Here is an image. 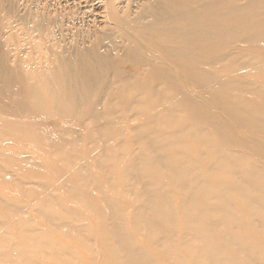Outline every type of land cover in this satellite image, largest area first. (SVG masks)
Masks as SVG:
<instances>
[{"label":"bare ground","instance_id":"1","mask_svg":"<svg viewBox=\"0 0 264 264\" xmlns=\"http://www.w3.org/2000/svg\"><path fill=\"white\" fill-rule=\"evenodd\" d=\"M92 1L102 7L100 14L89 0H65V3L61 0H0L4 11L0 16V37L5 38L3 42L0 40V83L7 86L15 81L20 83L17 76L16 79L13 76L22 74L19 68L22 64H55L62 67H58V71L50 70L52 77L46 80L44 94L40 95L35 89L30 98L40 111L45 110L47 99L57 110H64L66 107L60 104L70 106V102L78 111L82 97H91L96 105L104 101L114 106L115 101L126 100L135 104L136 114L150 115V122L144 127L140 124L130 129L132 132L145 129L133 138L144 146L143 151L140 149L130 156L123 167L114 163L118 154L112 153L110 148L92 150L96 151L94 158L103 164L100 168L109 175L112 187H116L114 175L118 172L125 192H131L129 196L135 195L137 202L141 201L131 214L135 228L146 230L152 245L162 244L165 246L163 254L181 263L240 264L239 254H249L256 246L244 228L243 214L248 215L252 224L264 225V166H256L241 153L223 152L212 143L210 133L204 128L175 130L174 126L178 125L177 112L181 111L182 102L189 118L201 120L224 139H228L231 122L244 126L251 133L250 141L255 147L252 146V150L264 156V139L258 136L264 137V119L244 103L227 97L231 91L249 95L264 109V81L231 80L203 67L221 66L264 79V0H194L196 4L188 3L190 0ZM20 2H24L23 8ZM106 44L109 49L100 52L101 46ZM9 45L11 54L3 56L2 46ZM120 66L146 68L143 82L138 81L132 68ZM104 69L113 71L102 79ZM28 78L33 82L42 81V76L33 73ZM155 82L166 87H157ZM19 83L11 85L12 92L15 98L25 99L22 87H15ZM180 83L209 87L216 92L209 91L199 98ZM148 100L170 102L167 110L173 123L165 120L164 113L152 115L147 109H141ZM92 109L96 117L114 121L112 108L102 111L95 106ZM220 113H224L225 119L218 118ZM149 125L151 127L147 128ZM162 127H169L168 133ZM121 130L129 131L122 127ZM184 131H189L191 141L184 139ZM122 132L118 130L117 134L121 136ZM98 135L101 139L102 133ZM124 143H117L121 151ZM64 145L62 141L56 144L64 153L61 161L79 154L74 148L62 149ZM159 151L164 154L158 155ZM0 155L4 157L5 153ZM237 167L244 168V174L257 183L240 178L234 169ZM0 170L5 172L3 175H12L13 183L19 184L26 196L36 191L42 195L40 199L31 198L36 202L38 215L49 222L57 220L56 227L60 222L65 223L62 218L58 219L53 203L46 199L52 195L47 186L35 180L30 182L33 188H25L10 171ZM78 175L88 181L93 178L91 169L86 166ZM165 177L176 182L177 187L165 181ZM231 180L233 183H227ZM138 184H141L140 193L136 191ZM18 201L0 196V213L9 214L10 219L15 215L21 223L22 238H29L34 249L48 248L46 252L53 254L52 244L43 238V230L28 228L27 217L19 218L25 210V205H21L25 201ZM100 203L105 212L101 245L105 264H160L125 227L123 208L107 195ZM147 211L151 216L146 215ZM174 239L181 250L173 244ZM84 244L94 251L89 243ZM12 247L13 251L7 252L0 243V264H39L26 252L16 250V243ZM58 250L63 249L58 245ZM183 254L189 257L186 259Z\"/></svg>","mask_w":264,"mask_h":264},{"label":"rangeland","instance_id":"2","mask_svg":"<svg viewBox=\"0 0 264 264\" xmlns=\"http://www.w3.org/2000/svg\"><path fill=\"white\" fill-rule=\"evenodd\" d=\"M61 1L65 3V0ZM187 2L196 4L194 0ZM23 3L20 2V8H23ZM89 4H92L99 14L103 10L101 6L94 4L92 0H89ZM3 14L4 11L0 5V16ZM0 40L3 42L5 38L1 36ZM14 41H17L16 37ZM92 42L89 43V45H91ZM32 49L35 51L33 46ZM107 49H109L107 44L101 46L100 52L107 51ZM2 53L3 56L7 55L8 57L9 54H11L10 45L8 47L2 46ZM27 58H29V55ZM6 60H8V58H6ZM8 67L10 69L15 68V66ZM58 67L62 66H57L55 64L50 66H25L22 64V66H19L22 74H13L15 79L17 76L20 83L18 81L11 82L10 86L0 83V153H5L4 157L0 155V168L10 171L15 175V179L20 180L26 185L25 188H33L34 186L31 185L30 182L35 180L47 186L52 195L49 198L44 197L43 200L45 201L47 199L49 202L53 203L56 216H58L59 220L60 218L65 220V223L59 221L60 225L56 227L54 222H57V220L49 222L41 215H38L35 205L36 202H34V200L40 199L42 195L36 191L34 194L29 193L30 197L26 196L23 193L24 190L22 187L15 182L13 183V176L3 175L5 172L0 170V196H3L5 199L15 198L19 200L18 203L25 201V204H21L22 206L25 205L23 207L25 210L21 213L19 218H23L24 216L27 217L25 225L28 228L31 227L32 229L41 230L40 232L43 230V238L52 244L50 249L53 254L47 253L48 248L45 250L34 249L29 238H22L21 223L19 224L17 222V218L14 217L15 215H12L10 219L8 216L9 214L0 213V243L2 244V248L7 252H12V244L16 243V250L26 252V254L37 259L39 264H105L104 254L101 248L104 239L102 229L105 212L100 202L101 198H106L107 195L123 208L126 221L124 225L125 227L127 226L126 228L129 232L131 231L130 233L134 236L135 241L148 249L150 254L160 264H184L179 260L164 255L163 249H165V246L162 244L152 245L150 240L147 239L146 230L143 232L135 228L131 214H134L132 212L136 211L141 201L137 202L135 195L129 196L131 192H125L126 187L122 185V179L119 177L118 172L117 175H114L116 176V178L114 177L116 187L113 188L110 184L111 179H109V175L105 173V169L100 168L103 167V164H100V159L97 161V159L94 158V154L99 149L104 148L102 150H105L110 148L112 153L116 152L118 154V156L114 158V163L121 164L122 167L126 165L129 162V157L133 154L135 155L140 149L143 151L142 147L144 146L143 143L137 144L133 138L137 135L138 131H145V129H138L133 132L130 129L140 124L144 127V125L150 122V115L145 113L136 114L134 111L135 104H130L126 100H122L121 102L115 101L114 106L104 101L97 102L100 104L96 105L93 100L94 98L91 97H82L80 108L76 111L73 108V104L70 102H68L70 106H68V104H60L66 107L64 110H57L56 105L45 96L47 99L44 103L45 110L40 111L30 100L33 90L36 89L40 92V95H43V92H45L44 85L46 80L52 77V71L50 70L57 69L58 71ZM120 67L132 68V66ZM203 67L231 80H253L258 83L261 82V80L264 81V79L253 77L239 70L232 71L221 66ZM132 69L137 73L136 76L138 81L143 82V74L146 72V68L133 66ZM112 71L113 69L108 71H106V69L101 70L102 79L112 75ZM30 73H33L34 76H42V81H31L28 78ZM117 78L119 79V77ZM71 79L73 80L72 76ZM16 82L19 84L15 87H22L26 94L25 99L15 98L16 95L13 94V86L11 85L14 83L16 84ZM60 84L61 81L58 85ZM154 85L161 88L166 87L158 82H155ZM180 85L184 89L192 90L199 98L206 96V93L209 94L212 90L215 91L212 88H203L201 86H195V84L192 83H180ZM100 88L101 85L98 86L97 92L100 91ZM229 95L230 96H227L229 99L244 103L250 107L258 117L264 119V109L258 100L249 95H241L235 91H231ZM169 103L168 101L158 102L155 100H148L147 105H142L141 109H147V112L152 115L164 113L163 116L165 120L168 123H173L172 116L167 110L170 107ZM212 104L216 106L215 103L212 102ZM181 105V111L179 113L177 112L179 121L178 125L174 126L175 130H182L188 127L194 130L204 128L210 133L212 143L219 146L223 152L227 150L241 153L249 162H252L256 166H264V156H258L256 155L257 153L252 150L255 147L250 141L251 133L244 126L241 127L240 124L238 125L235 122H231L227 129L228 139H224L209 126H206L201 120L189 118V115L183 108L182 102ZM95 106L102 111L103 109L112 108L114 121H109L110 118L96 117L95 111H92V108ZM223 115L224 113L218 114V118L225 119ZM109 127H111L112 130ZM121 127L125 130L129 129V131L124 132L123 130V135ZM150 127L149 125L147 128ZM108 130H111V132ZM118 130L122 132L121 136L117 134ZM162 130L168 133L169 127H162ZM9 132L12 133V136L8 135ZM184 132H186L184 134V139L191 141L192 138L189 131ZM99 133H102L101 139L98 135ZM258 136L263 141L264 137L260 134ZM61 141L65 144L62 149L74 148L77 150L76 153L79 154L61 161L60 156L63 157L64 153L56 146L57 142L60 143ZM120 141L126 143H124L125 148L123 151L117 146V143ZM92 150L96 151L93 152ZM145 152H149V150L145 149ZM193 153L197 155L196 151ZM157 154H164V152L159 151ZM195 155L194 157L197 159ZM177 160H179V157H177ZM83 166L90 168L93 173V178H91L90 181L78 175L79 172L81 173ZM120 167H118V170ZM151 168L154 169L153 167ZM157 169L160 170V168ZM234 169L236 172L238 171L240 178L249 183H257L255 179L248 178L244 174V168L237 167ZM205 171L208 176H211L208 169H205ZM164 180L171 182V185L177 187V183L173 180L167 179L166 177ZM96 183L98 184V189L96 188ZM227 183H233V180L227 181ZM140 186L141 184L137 185L136 191L138 193H140ZM237 197H239V194H237ZM31 198H34L33 202ZM26 207H29V209ZM120 215L122 216V214ZM146 215L151 216V212L147 211ZM243 216L244 228L247 230L248 236H251V240L256 246L249 254H239V263L253 264L254 260V264H264V225H254L249 220L247 214H243ZM154 229L156 230L157 227ZM140 232L142 233L140 234ZM84 243H89L94 251L91 249L89 250ZM173 244L178 246L176 239L173 240ZM58 245L63 250L59 251ZM70 254L72 256H70ZM73 255L76 256L74 259H72ZM183 255L185 258L189 257L188 255ZM5 264H10V262H6ZM14 264H16V262Z\"/></svg>","mask_w":264,"mask_h":264}]
</instances>
